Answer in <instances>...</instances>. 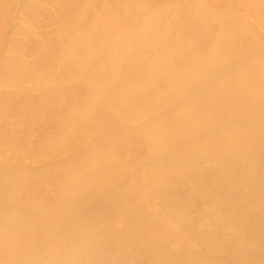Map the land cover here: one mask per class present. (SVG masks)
<instances>
[{"label": "bare ground", "instance_id": "6f19581e", "mask_svg": "<svg viewBox=\"0 0 264 264\" xmlns=\"http://www.w3.org/2000/svg\"><path fill=\"white\" fill-rule=\"evenodd\" d=\"M0 264H264V0H0Z\"/></svg>", "mask_w": 264, "mask_h": 264}]
</instances>
